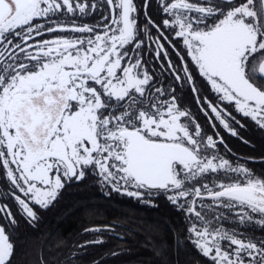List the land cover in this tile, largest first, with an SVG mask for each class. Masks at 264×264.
I'll return each instance as SVG.
<instances>
[{"label":"snow or ice","instance_id":"snow-or-ice-1","mask_svg":"<svg viewBox=\"0 0 264 264\" xmlns=\"http://www.w3.org/2000/svg\"><path fill=\"white\" fill-rule=\"evenodd\" d=\"M156 3L160 22L143 0L141 27L135 0H0V180L33 227L40 209L88 173L138 200L162 193L186 214V239L210 264H264V237L222 224L231 213L235 224L264 229V176L219 153L223 137L204 132L141 52L146 37L154 59L163 57L173 84L191 90L211 127L218 121L239 137L229 121L244 125L231 107L264 130V0ZM99 9L94 24L64 16ZM69 32L78 35L43 38ZM186 58L214 98L201 95ZM18 225L0 203V264H13Z\"/></svg>","mask_w":264,"mask_h":264},{"label":"trees","instance_id":"trees-1","mask_svg":"<svg viewBox=\"0 0 264 264\" xmlns=\"http://www.w3.org/2000/svg\"><path fill=\"white\" fill-rule=\"evenodd\" d=\"M135 2L140 9L139 22L143 27L145 22L143 0H135ZM101 11L103 9L97 10L90 16H78L81 20L77 21L94 24L99 19ZM147 11L157 23L160 22L162 13L157 10L156 0H149ZM68 19L74 18L68 17ZM72 34L74 33L46 34L43 38L51 39L53 35L73 36ZM151 35L153 38L156 36L155 29H152ZM142 38L145 39V46L141 52L149 70L155 73L156 78L165 87L170 85L176 87L177 95L181 97V106L191 109L206 134L213 135L215 139L223 137L225 143L218 144L219 153L233 164L239 162L252 169L257 175L264 176V130L259 129L231 107L228 111L244 125L241 127L229 121L236 128L239 137L230 135L216 121H214L216 127H211L208 119L199 110L191 90L187 86L181 87L182 82L173 84V77L161 68L165 63L164 58L155 60L154 52H150L147 47L150 42L146 37ZM40 39L38 37L36 41ZM174 43L183 54L181 42L174 41ZM165 47L173 63L179 64L175 51L167 44ZM186 62L195 76L197 87L202 89L201 95L214 98L195 66L191 64L190 58H186ZM228 149L230 151H227ZM220 176L223 179V173ZM0 192V200L10 206L19 221L16 233L19 240L13 264H41V255L44 264H93V262L96 264H210L186 239L188 235L186 214L171 204L162 193L138 200L111 192L109 188L102 186L93 174L88 173L82 181L73 180L66 184L52 206L46 210L40 209L38 212L40 219L33 227L20 216L2 180H0ZM227 216L230 219L231 215ZM228 219L222 221L224 226L237 228L246 234L254 232L258 238L264 237V229L259 226H241L229 222ZM92 228H100L101 231H85ZM97 238L102 239L103 243L88 244L85 248L79 247ZM159 252H163V255L158 254ZM73 253L75 255H72Z\"/></svg>","mask_w":264,"mask_h":264},{"label":"rangeland","instance_id":"rangeland-1","mask_svg":"<svg viewBox=\"0 0 264 264\" xmlns=\"http://www.w3.org/2000/svg\"><path fill=\"white\" fill-rule=\"evenodd\" d=\"M64 16L65 17H67L68 18V14L67 13H65L64 14ZM71 18H74V19H76V22L77 23H80V21H77L78 19H80L78 16L77 17H71ZM81 20V19H80ZM64 34V33H63ZM72 35H78V34H72ZM68 36H71V35H68ZM38 38V37H37ZM148 42H150V41H148ZM30 43H35V41H31ZM152 47L154 48L155 47V45H152ZM218 124H219V122L218 121H216ZM209 124V123H208ZM220 125V124H219ZM222 128H223V126L222 125H220ZM224 129V128H223ZM225 130V129H224ZM225 131H227V130H225ZM228 132V131H227ZM229 133V132H228ZM1 193V192H0ZM6 194H8V193H6ZM0 203H3L1 200H0ZM205 203H208V202H206L205 201ZM220 211H224L223 209H220ZM227 215H231L230 216V219H228V221L229 222H233V220H234V216L231 214V213H227ZM222 224H224V223H222ZM225 225V224H224ZM223 225V226H224ZM225 228H229V226H224Z\"/></svg>","mask_w":264,"mask_h":264},{"label":"flooded vegetation","instance_id":"flooded-vegetation-1","mask_svg":"<svg viewBox=\"0 0 264 264\" xmlns=\"http://www.w3.org/2000/svg\"><path fill=\"white\" fill-rule=\"evenodd\" d=\"M36 40H37V37H36Z\"/></svg>","mask_w":264,"mask_h":264}]
</instances>
